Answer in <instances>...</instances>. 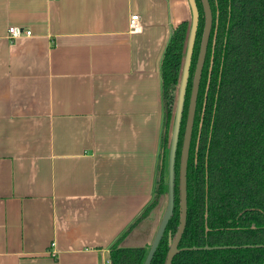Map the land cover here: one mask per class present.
<instances>
[{
  "label": "crops",
  "instance_id": "crops-1",
  "mask_svg": "<svg viewBox=\"0 0 264 264\" xmlns=\"http://www.w3.org/2000/svg\"><path fill=\"white\" fill-rule=\"evenodd\" d=\"M189 9L0 0V264H110L111 243L153 196L160 62ZM15 25L30 36L11 40ZM163 202L120 244L149 245Z\"/></svg>",
  "mask_w": 264,
  "mask_h": 264
},
{
  "label": "trees",
  "instance_id": "trees-1",
  "mask_svg": "<svg viewBox=\"0 0 264 264\" xmlns=\"http://www.w3.org/2000/svg\"><path fill=\"white\" fill-rule=\"evenodd\" d=\"M196 2L200 15L175 158L174 212L150 264L165 263L170 245L168 238L176 233L180 219L179 158L205 23L202 1ZM209 2L213 21L197 93L186 174V227L179 241V248H186L172 257L171 264H263L264 0ZM188 27V20H181L173 28L160 62L163 119L160 165L153 196L111 243L110 264H143L149 249V245L128 247L120 242L150 214L167 191L164 159L174 116L173 93L179 82ZM200 120L198 168H194L193 154ZM206 245L209 248H205Z\"/></svg>",
  "mask_w": 264,
  "mask_h": 264
},
{
  "label": "water",
  "instance_id": "water-1",
  "mask_svg": "<svg viewBox=\"0 0 264 264\" xmlns=\"http://www.w3.org/2000/svg\"><path fill=\"white\" fill-rule=\"evenodd\" d=\"M188 5L190 8V14H191V21L189 25V32L187 35L186 43H185V52L182 60V67L180 71V76H179V84L177 85V93H176V102L174 106V116H173V121L171 125V133L169 137V148H168V153H167V200H166V206L164 208V213L158 223V227L151 239L150 245L148 252L145 256V260L143 264H150L152 261V256L159 245V241L161 240L164 231L166 229V225L170 217L172 216L174 210V200H175V157H176V152L178 148V139H179V133H180V124H181V119H182V110L184 106V101H185V92H186V87L188 83V75H189V69L191 66V57L193 54V45L197 33V26L199 22V10L197 6L196 0H187ZM202 5H203V13L205 14V23H204V32L202 35L201 43H200V50L199 54L197 57V65L194 73V81L192 85V90H191V98L188 106V116L185 124V134L183 137V147L181 151V157H180V170H179V193H180V219H179V224H178V229L176 233L174 234L173 237L169 236L168 242L170 243L168 251L166 253L165 257V263L164 264H171L173 260V256L178 253L181 249L184 248H179L180 244V239L182 237V234L184 232V229L186 227V215H187V193H186V186H187V177H186V170H187V157H188V151L190 147V140H191V135H192V126H193V121H194V116H195V107H196V100H197V92H198V87L200 83V76L202 72V68L204 66V59L205 55L207 52V44L208 40L210 37L211 33V26H212V21H213V14L211 12V7H210V2L209 0H201ZM206 216V213H205ZM205 248H209V246H204ZM195 248V247H192ZM264 264V263H263Z\"/></svg>",
  "mask_w": 264,
  "mask_h": 264
},
{
  "label": "built area",
  "instance_id": "built-area-1",
  "mask_svg": "<svg viewBox=\"0 0 264 264\" xmlns=\"http://www.w3.org/2000/svg\"><path fill=\"white\" fill-rule=\"evenodd\" d=\"M129 20V28L131 31H138L140 29V24L138 22V16L137 14H131ZM31 31L29 29L24 30L22 27L15 25V26H9L8 27V36L11 40L15 39L18 36L26 35L30 36Z\"/></svg>",
  "mask_w": 264,
  "mask_h": 264
},
{
  "label": "flooded vegetation",
  "instance_id": "flooded-vegetation-1",
  "mask_svg": "<svg viewBox=\"0 0 264 264\" xmlns=\"http://www.w3.org/2000/svg\"><path fill=\"white\" fill-rule=\"evenodd\" d=\"M210 38V37H209ZM214 39H215V36L213 37V40H212V44H213V42H214ZM209 41V40H208ZM208 45V44H207ZM207 49H208V47H207ZM213 51V50H212ZM206 54H207V52H206ZM205 57H206V55H205ZM204 61H205V59H204ZM205 64V63H204ZM212 64H213V62H212V55H211V58H210V67H209V69H208V79H209V76H210V72H211V66H212ZM203 68H204V66H203ZM203 68H202V71H203ZM201 74H202V72H201ZM200 78H201V76H200ZM200 81H201V79H200ZM209 81H210V79H209ZM209 81H208V83H209ZM199 85H200V83H199ZM198 90H199V87H198ZM198 93V92H197ZM198 97V96H197ZM196 103H197V100H196ZM204 105H205V102L203 103V106H202V110H203V108H204ZM202 115H203V113H202ZM195 116H196V107H195ZM195 116H194V121H195ZM194 121H193V126H194ZM193 126H192V128H193ZM200 126H201V120L199 121V126H198V128H199V130H198V134H197V137H196V142H195V144H196V146H195V149H194V154H193V160H194V165H193V167L194 168H198V160H197V150H198V139H199V134H200ZM193 132H194V128H193V130H192V135H191V140H192V137H193ZM184 137V136H183ZM191 140H190V147H189V151H188V157H187V160H188V162H187V169H188V163H189V156H190V154H191ZM182 142H183V140H182ZM182 147H183V144H182V146H181V151H182ZM180 157H181V152H180ZM176 158V157H175ZM179 161H180V158H179ZM181 162V161H180ZM179 170H180V163H179ZM178 173H179V171H178ZM186 174H187V170H186ZM179 177V176H178Z\"/></svg>",
  "mask_w": 264,
  "mask_h": 264
},
{
  "label": "rangeland",
  "instance_id": "rangeland-1",
  "mask_svg": "<svg viewBox=\"0 0 264 264\" xmlns=\"http://www.w3.org/2000/svg\"><path fill=\"white\" fill-rule=\"evenodd\" d=\"M186 2H187V4H188V1L187 0H185ZM190 10V9H189ZM181 20H188V22H189V25H190V21H191V14H190V12H184V15L183 16H181L179 19H178V21H177V23L178 22H180ZM177 23L175 24V26L177 25ZM189 28V27H188ZM180 80V79H179ZM178 84H179V82H178ZM176 93H177V88H176V90L174 91V96H175V100H174V104H173V110H174V106H175V102H176ZM173 112V111H172ZM173 120V119H172ZM171 125H172V123H171ZM172 129V128H171ZM170 137V136H169ZM169 142V141H168ZM167 153H168V151H166V153H165V159H164V161H165V163H166V169H167V163H168V161H167ZM176 160V159H175ZM165 176H166V173H165ZM168 178V177H167ZM164 202L162 203V205H161V209H160V211H159V213L157 214V222H156V225L159 223V221H160V219H161V217H162V215H163V213H164V208H165V206H166V200H167V194H165L164 196ZM157 227V226H156ZM150 245V244H149Z\"/></svg>",
  "mask_w": 264,
  "mask_h": 264
}]
</instances>
